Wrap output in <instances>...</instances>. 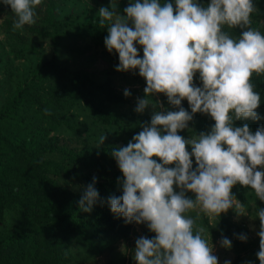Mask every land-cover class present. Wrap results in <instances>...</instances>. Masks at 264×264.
I'll list each match as a JSON object with an SVG mask.
<instances>
[{
    "label": "clouds",
    "instance_id": "obj_1",
    "mask_svg": "<svg viewBox=\"0 0 264 264\" xmlns=\"http://www.w3.org/2000/svg\"><path fill=\"white\" fill-rule=\"evenodd\" d=\"M0 3L15 15V31L37 22L42 0ZM257 10L254 0H210L207 5L198 0H130L121 14L117 0H112L110 7L98 11L99 25L107 23L105 47L119 57L116 71L138 69L146 81L145 97L138 98L135 112L143 114L149 106L161 109L153 111L150 124H142L126 146H113L111 152L122 173V194L107 200L112 214L128 224H145L155 234L136 239L135 264H218L209 230L197 224L200 213L210 221L229 209L247 215L233 195L236 185L252 189L264 202V126L253 133L248 124L234 123L260 118L256 110L261 97L253 75L264 74V34L251 26ZM225 27L239 28L240 35H231ZM197 73L201 86L194 84ZM155 94L165 95L175 110L154 104ZM184 100L190 112L182 107ZM197 113L209 115L214 124L185 139L178 133L191 131L188 126ZM106 138L100 135L98 147ZM95 183L94 177L83 187L78 201L83 212L90 213L99 199ZM193 211L195 218L188 214ZM256 215V256L264 264V208ZM237 238L248 239L245 234ZM219 244L232 247L223 236Z\"/></svg>",
    "mask_w": 264,
    "mask_h": 264
},
{
    "label": "trees",
    "instance_id": "obj_2",
    "mask_svg": "<svg viewBox=\"0 0 264 264\" xmlns=\"http://www.w3.org/2000/svg\"><path fill=\"white\" fill-rule=\"evenodd\" d=\"M198 2L207 5L210 0ZM254 3L258 10L251 16V26L264 34V0ZM0 8L15 17L10 7L0 3ZM56 11V4L50 1L40 27L25 25L15 30L48 39L53 51L49 59L36 55L0 104V221L6 212H16L24 220L13 229L0 230V264H85L93 256L112 252L118 242L129 237L135 224L112 214L107 203L109 197L122 194L118 185L122 173L111 155L113 146L120 147H98L97 133L81 134L73 115L85 111L94 123L122 133V147L142 130V124H150L151 118L113 112L111 106L124 100L120 94L95 82L87 72L71 70L57 60L55 54L62 41L76 33L68 30L66 19L57 18ZM6 26L13 31L11 21L7 20ZM92 28L96 30L82 37L99 39L105 35L104 27ZM225 30L233 36L241 32L239 28ZM14 50L16 57H23L21 51ZM253 83L261 97L256 110L260 118L234 123L237 127L248 124L255 133L264 126V74H254ZM182 107L191 111L187 100L182 101ZM213 124L209 115L197 113L189 123L191 131H186L198 135ZM64 128L72 134L69 142L60 141ZM94 177L99 199L86 213L80 210L78 201L83 187ZM233 194L241 199L240 193ZM187 195L194 198L192 193ZM219 219L212 226L204 220L213 240L227 237L239 246L236 248L245 250L246 245L237 238L239 228L225 217ZM154 235L147 230L145 237Z\"/></svg>",
    "mask_w": 264,
    "mask_h": 264
},
{
    "label": "rangeland",
    "instance_id": "obj_3",
    "mask_svg": "<svg viewBox=\"0 0 264 264\" xmlns=\"http://www.w3.org/2000/svg\"><path fill=\"white\" fill-rule=\"evenodd\" d=\"M50 1L57 6V18L66 19L69 23L68 30L76 33L74 36L66 37L56 51L55 56L61 64L71 70L87 72L95 82L108 85L120 94L124 100L111 106L113 112L151 118L154 110H161L158 106L156 109L149 106L143 114L135 112L138 98L143 99L145 97L144 88L146 87V81L139 76L138 69L135 72L116 71V67L119 64L118 54L115 52L110 54L104 44V39L108 35L106 30L107 23L104 26L105 35L101 36V38L82 37V35L96 30L92 27L103 30L99 25L97 14L100 7H110L112 0H42L41 5L37 6L36 9L37 22L31 26L40 27L42 25L41 17ZM129 2L130 0H117L118 11L121 14H123V10ZM7 20L13 23L15 17L0 8V104L7 96L8 91L12 90L14 84L22 79L29 64L34 63L36 55H44L49 59L53 51L48 39H41L36 34L31 35L25 31L13 32L9 30L6 26ZM137 47L142 57L143 50L139 45ZM15 48L23 53V57L18 58L15 56ZM28 48H33L34 50H29ZM194 84L201 86L198 73L194 77ZM125 90L130 92L128 97L124 95ZM151 99L154 104L157 102L161 103L164 109L175 110L168 104L167 97L163 94H155ZM82 113V115H79V113H76V116L73 115L81 134L86 131L97 133L98 143L100 135L105 134L107 138L103 143L104 145L115 144L118 147H122V141L125 140V136L122 133L106 130L103 126L94 123L85 111ZM180 134H183L185 139L191 138V135L186 130L180 132ZM59 136L61 142H69L72 134L64 128L60 131ZM176 190L179 191L178 188ZM232 191L233 193L236 191L241 194V199L235 198L243 204L247 215L238 216L234 209H229L226 213H221L219 218L225 217L229 219L239 228V234L247 235L248 239L243 242L246 248L241 250L236 248L239 246H235L231 242V249H225L220 246L219 241L213 240L210 234V240L214 246V254L218 257V264H224L225 260L230 261V264H249V262L251 264H260L256 256L259 251V236L257 233L260 228V221L256 213L264 208V202L256 198L255 193L250 188L236 185ZM188 214L195 218L197 212L193 211ZM219 218L210 221L207 216L200 213V219L197 220V224L204 226V220H207V224L212 226L215 221L220 220ZM199 220L202 221L199 223ZM23 221L22 215L16 212H6L2 221H0V230L13 229ZM147 230L148 228L145 224H134L129 237L118 242L112 252L104 253L98 257L93 256L85 264H135L133 259L135 241L137 238L145 236Z\"/></svg>",
    "mask_w": 264,
    "mask_h": 264
}]
</instances>
